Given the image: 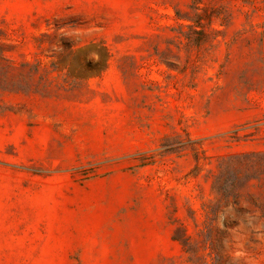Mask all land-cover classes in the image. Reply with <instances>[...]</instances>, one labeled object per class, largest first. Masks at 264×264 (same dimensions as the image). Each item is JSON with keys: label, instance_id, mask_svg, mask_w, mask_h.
I'll return each mask as SVG.
<instances>
[{"label": "rangeland", "instance_id": "obj_1", "mask_svg": "<svg viewBox=\"0 0 264 264\" xmlns=\"http://www.w3.org/2000/svg\"><path fill=\"white\" fill-rule=\"evenodd\" d=\"M0 264H264V0H0Z\"/></svg>", "mask_w": 264, "mask_h": 264}, {"label": "trees", "instance_id": "obj_2", "mask_svg": "<svg viewBox=\"0 0 264 264\" xmlns=\"http://www.w3.org/2000/svg\"><path fill=\"white\" fill-rule=\"evenodd\" d=\"M189 27L191 28V29H193V26L192 25H189ZM195 30V29H194Z\"/></svg>", "mask_w": 264, "mask_h": 264}]
</instances>
